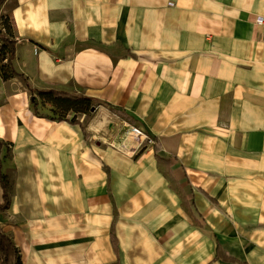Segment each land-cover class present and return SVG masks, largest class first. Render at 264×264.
I'll list each match as a JSON object with an SVG mask.
<instances>
[{
    "label": "crops",
    "instance_id": "obj_1",
    "mask_svg": "<svg viewBox=\"0 0 264 264\" xmlns=\"http://www.w3.org/2000/svg\"><path fill=\"white\" fill-rule=\"evenodd\" d=\"M3 13L27 82L0 74L2 166L15 189L0 213L7 228L0 221L23 264H234L217 258L218 242L264 264V0H5ZM30 88L120 108L162 150L169 142L200 211L213 206L203 191L216 199L208 180L234 178L252 200L246 219L262 227L216 230L209 258L207 230L192 229L155 156L97 151L81 115L85 132L37 115Z\"/></svg>",
    "mask_w": 264,
    "mask_h": 264
},
{
    "label": "rangeland",
    "instance_id": "obj_2",
    "mask_svg": "<svg viewBox=\"0 0 264 264\" xmlns=\"http://www.w3.org/2000/svg\"><path fill=\"white\" fill-rule=\"evenodd\" d=\"M5 14L6 13L0 15V36L3 34L8 35L7 33L8 31H10V33L12 32L11 18L9 15H5ZM2 45L3 42L0 41V46ZM8 58H9V52H7V50L0 53L1 75H2L3 66H6L4 70L7 71H10L11 68H14L13 62H12V67L9 66ZM24 80L27 82L26 78ZM32 94H33L32 96L36 97L37 99L36 102L37 106L36 108L34 107L35 113L37 115L49 117L55 120L63 117H65L66 119L68 118L69 120H73L81 115L86 124L87 123L93 124L97 121L103 120L104 123L98 124L95 127V129L92 128L93 145L96 147L97 151H104V150L108 151V149L110 148L115 150H120L121 149L120 144H126L127 147H132V142H131L132 140H130L131 132H130V128L128 127L130 125L132 129L139 128L145 134L144 139L140 142L138 146L137 152L142 148H144L143 157H147V158H152L154 156L156 157L154 136L148 134L140 126L136 125L135 122L126 114V112L121 110L120 108H116L112 105H108L109 103L107 104V102L105 101H100L95 99H92V101L90 102H86L82 98L81 102H77L74 100H66L62 98L46 99V98H42L38 93H32ZM254 94L258 96L259 93H254ZM241 95L246 97L251 96L248 93ZM79 96H83V95H79ZM128 128L129 130H127ZM126 140H128L129 142L127 143ZM168 145H169L168 141L163 142L164 149L160 153H158V156L161 158L160 159L161 161L159 162V160L155 158V160H152V162L153 164H156L159 170H161L162 173L165 175L171 189L172 188L175 189L177 196L181 200L180 205L182 206L183 211L189 213L190 216H191L190 212L193 213L194 217L191 216L192 229H200L202 234H204V231L202 230H207V234H208L207 246H208L209 258L211 256L210 253L211 247L214 246V241L216 242L217 240V237H215L216 230L223 231L221 229L226 230L232 228L262 227L261 222L256 220L246 219L248 217L247 209L249 205L252 204V200L247 197L246 193L248 190L246 189V185L240 186L238 181H236L237 179L234 181V178L233 179L225 178L224 181L222 180L217 181L216 179L212 181L208 180L209 187L206 188L214 193L215 195L214 197L217 200V204L212 203L213 206L208 211L205 212L200 211V209L197 206H195L194 203L192 204L190 197H188L189 194L188 192L191 186L189 185V183L190 184L192 183L191 179L184 175L182 178H180L181 179L180 180L179 177L174 173V168L179 167L180 160L179 158L174 156V153H172L171 149H170V153H168L169 152ZM7 151H8V147L6 146L2 158L3 157L6 158L5 155ZM0 163L2 165V159L0 160ZM2 167H3L2 172L6 177V182L10 183L9 180L13 178V173L8 174L7 170L4 171V166ZM106 174H107V178L108 177L110 178L112 174V170L110 174L109 172H107ZM109 178H108V189H110V191L112 192V183L109 181L110 180ZM187 181H189V183ZM245 183H250V180L245 181ZM227 186L229 187L234 186V187L230 189H226L228 188ZM8 189L10 191V195L11 193L13 194L15 192L13 184L12 187H9L8 184ZM0 190H2L1 182H0ZM204 195L206 196L205 193ZM113 199H115V197ZM106 203H111V202H106ZM98 204L99 203L97 201L96 205ZM115 204L117 206L118 217L117 216L116 217L118 219L119 217H121V211L119 208V201H117L116 199H115ZM112 213L114 214L113 210ZM239 214L240 216H243L242 219H234V216L237 215L239 216ZM0 219L7 228V225L9 223L8 217L6 215H1ZM118 221L119 220L113 221L115 227H117ZM124 223H128V222H124ZM113 228L114 226L112 227V229ZM222 239H228L230 240V242L234 240L233 238H231V236H224L222 237Z\"/></svg>",
    "mask_w": 264,
    "mask_h": 264
},
{
    "label": "trees",
    "instance_id": "obj_3",
    "mask_svg": "<svg viewBox=\"0 0 264 264\" xmlns=\"http://www.w3.org/2000/svg\"><path fill=\"white\" fill-rule=\"evenodd\" d=\"M4 1L5 0H0V6L4 3ZM7 33L12 36V32L10 33V31H8ZM0 41L3 42V45L0 46V53L4 52L5 50H7V52H9L8 64L10 67H12V62L15 59L16 43L13 40H10L8 37L3 36V35L0 36ZM134 57H135V55H134ZM4 68H6V66H3V68H2L3 79L8 80V79H11L15 76H20V77L25 79V77H23V75L17 73L14 68H11L10 71L4 70ZM30 90L32 93H38L42 98H46V99L62 98V99H66V100H74L77 102H81V99L83 98V100L86 102L92 101V98H89V97L73 96V95L68 94L66 92H60V91H56V90H34L32 88H30ZM36 102H37V99H36V97L33 96L32 104L35 108L37 106ZM108 105H110V104H108ZM79 111H81V110H79ZM53 120H55V119H53ZM57 121H60V122L66 121L72 125H80L81 128L83 129V131L85 132V129H84L82 122L77 120L76 118L73 120H69L68 118L66 119L65 117H63V118L57 119ZM154 139H155L156 158L160 162L161 158L158 156V153L162 150V143L158 137H154ZM0 145L2 146L1 141H0ZM1 146H0V160L2 159L1 158ZM143 151H144V148H142L140 150L139 154H141ZM108 172L110 174V169H108ZM0 182H1V187L3 190V202L0 204V213H1L2 211L6 210L10 204V195L8 192V184L9 183L6 182V177L2 172L1 163H0ZM204 193L214 204H217L216 199L211 197L207 192H204ZM190 214H191V216H193L192 212H190ZM116 216H117V214H116ZM111 240H112V244H113V247L115 249V252L119 256V240L116 236L114 228L112 229V232H111ZM216 256L218 259H222L223 261H226L229 263L248 264L247 262H242L236 258L228 256L223 251V248H222V245L220 244V242H218V245H217ZM0 264H23L19 248L15 245L13 239L5 233L1 222H0Z\"/></svg>",
    "mask_w": 264,
    "mask_h": 264
},
{
    "label": "bare ground",
    "instance_id": "obj_4",
    "mask_svg": "<svg viewBox=\"0 0 264 264\" xmlns=\"http://www.w3.org/2000/svg\"><path fill=\"white\" fill-rule=\"evenodd\" d=\"M104 123L103 120L101 121H97L93 124H90L91 128L95 129V127L98 125V124H102ZM130 128V132H131V137H130V140H132V147H127L126 144H120V147H121V151H127L128 153L132 154L134 152V150L136 149V147L139 146L140 142L144 139L145 137V134L144 132L141 130V129H132V127L129 125L128 126ZM129 128L127 130H129ZM126 142H129L128 140H126Z\"/></svg>",
    "mask_w": 264,
    "mask_h": 264
},
{
    "label": "built area",
    "instance_id": "obj_5",
    "mask_svg": "<svg viewBox=\"0 0 264 264\" xmlns=\"http://www.w3.org/2000/svg\"><path fill=\"white\" fill-rule=\"evenodd\" d=\"M256 21H257L258 23L263 24V23H264V16H259V17H257ZM133 129L136 130V129H139V128H133Z\"/></svg>",
    "mask_w": 264,
    "mask_h": 264
},
{
    "label": "water",
    "instance_id": "obj_6",
    "mask_svg": "<svg viewBox=\"0 0 264 264\" xmlns=\"http://www.w3.org/2000/svg\"><path fill=\"white\" fill-rule=\"evenodd\" d=\"M94 110H95V108H94Z\"/></svg>",
    "mask_w": 264,
    "mask_h": 264
}]
</instances>
